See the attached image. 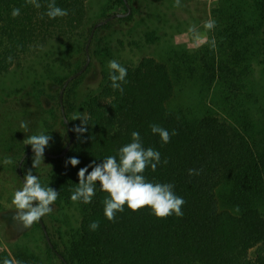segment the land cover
<instances>
[{
  "label": "trees",
  "instance_id": "trees-1",
  "mask_svg": "<svg viewBox=\"0 0 264 264\" xmlns=\"http://www.w3.org/2000/svg\"><path fill=\"white\" fill-rule=\"evenodd\" d=\"M128 1L132 4L133 0ZM39 2L38 9L26 0H0V75L48 41L62 37L68 42L61 53L67 56L62 61L69 64V73L85 62L91 29H84L86 0H55L56 6L68 11L55 19L43 15L48 0ZM14 8L20 9L16 17L11 15ZM209 13L214 27L199 45L171 43L164 59L144 55L135 63L118 62L127 69L122 92L112 89L109 69L103 70L95 88L85 89V95L81 91L80 105L89 119L87 131L79 135L72 129L80 120H71V112L84 73L67 84L62 106L72 143L61 157L43 153L37 168H32L33 151L29 152L20 170L24 176L31 169L42 186L59 193L54 205L76 206L77 227L62 248L48 230L53 247L43 232L45 248L41 252H32L18 242H14L12 254L0 248V264H43V255L64 264L57 253L68 264H264V0H215ZM132 18L133 11L98 27L110 26L114 19ZM145 34L147 40L158 38L155 30ZM94 40L95 35L89 51L97 53ZM75 48L83 60L73 66L70 55ZM56 60H48L41 75L43 80L51 77L60 89L69 73L57 74ZM34 79L32 87L43 91L41 78ZM186 85L195 93L186 103L178 102L177 92ZM58 94L59 90L50 96L52 106L39 116L36 135H52L57 118L68 140ZM35 97L39 99L38 94ZM153 124L176 134L163 143L151 132ZM133 131L139 132L143 147L160 153L156 170L148 167L143 175L148 182L173 185L174 193L185 200L183 216L158 218L147 206L132 211L125 205L115 221H109L103 212L108 194L100 190L99 182L90 203L70 199L78 170L116 155L131 142ZM22 154L10 166L17 175ZM70 157L80 163L67 164ZM6 158L0 156L3 170L8 167ZM189 169L198 174L189 175ZM93 221H99L95 231L89 228ZM37 226L41 227L39 220Z\"/></svg>",
  "mask_w": 264,
  "mask_h": 264
},
{
  "label": "rangeland",
  "instance_id": "rangeland-1",
  "mask_svg": "<svg viewBox=\"0 0 264 264\" xmlns=\"http://www.w3.org/2000/svg\"><path fill=\"white\" fill-rule=\"evenodd\" d=\"M86 2L84 21L86 31L95 21L108 14L125 10L124 4L119 0H86ZM214 2L215 0H180V6L177 7L175 0H133L132 4L128 1L133 11L131 20L114 19L110 26L97 27L94 30L93 49L97 53H92L91 49L89 51L91 38L88 46L89 61L82 72L84 74L79 84L82 88H79L80 94L78 93L73 99L76 107L71 113L84 114L80 98L86 94L85 89L96 87L102 71L108 68L109 60L135 63L144 55L164 59L165 49L171 43H182L189 47L199 45L208 34L209 10ZM150 30H155L158 38L147 40L145 33ZM67 43L64 37L50 40L38 51L29 54L19 64L13 65L0 75V156L6 155L13 161L5 170L0 167V248L6 249L10 254L14 242H18L19 246L26 245L35 253L45 248L43 230L37 226V222L30 227H24L13 219L16 212L12 204L13 194L22 185L18 177L19 173L17 175L10 166L15 164V160L25 149H32L30 145L25 144V140L37 134L38 128L35 127L40 124L38 118L41 120L42 116H39L52 106L50 96H54L59 90V87L53 85L51 77L46 76L47 79H42L44 64L48 60L57 58L55 62L57 74L71 71L69 64L67 67L65 61H62V58L66 60L67 56L63 57L61 49ZM70 56L73 66L83 60L82 53L77 48ZM70 74L72 72L68 76ZM36 76L40 77L39 80L43 83L41 92L31 84ZM83 90L85 93L82 95ZM193 93H195L193 87L186 85L177 92L176 99L178 102H185V99ZM35 94L39 95V99H36ZM21 122H25L27 127L21 128ZM52 130L53 133L49 135L51 137L44 152H54L67 140L63 137V127L57 123V118ZM51 207L52 212L41 219L52 240L62 248L69 233L77 227L79 211L74 205L53 204ZM41 259L43 264H59L47 255L41 256Z\"/></svg>",
  "mask_w": 264,
  "mask_h": 264
},
{
  "label": "clouds",
  "instance_id": "clouds-1",
  "mask_svg": "<svg viewBox=\"0 0 264 264\" xmlns=\"http://www.w3.org/2000/svg\"><path fill=\"white\" fill-rule=\"evenodd\" d=\"M35 8L42 5L39 0H26ZM175 6H180V0H175ZM20 14L19 8H14L11 15L16 17ZM68 14L67 9L56 6L55 0H48L46 15L50 19L63 17ZM209 29L214 27V22L207 24ZM109 80L113 90L123 91L122 84L126 82L127 69L116 60L108 61ZM80 120V125L73 127V131L78 135L87 131L89 117L79 112L74 113L71 120ZM21 128H26L27 124L21 122ZM151 132L158 134L163 143L170 141L171 135H175V130L169 133L168 130L159 125H150ZM50 136L47 133L31 135L25 140L26 145H30L33 151L32 168H37L43 161V153L48 145ZM5 164H12L9 158L4 160ZM67 164L76 166L80 163L76 157H70ZM161 163L160 153L153 148L143 147L139 132L131 133V142L121 146L114 156H107L101 163L82 167L78 170V183L72 191L70 199L73 202L90 203L96 194L97 182L101 191L108 195L103 200L104 216L109 221H115L116 213L124 211L126 205L128 209L137 211L143 207H149L152 214L158 218H166L170 215L183 216L182 207L185 200L177 196L173 191L172 184H161L148 182L143 175L146 168L151 167L156 170ZM163 163H167L165 159ZM87 173V175H86ZM189 175L198 174L197 170L189 169ZM59 193L53 188L44 187L39 181V177L29 169L25 172L22 187L13 194L12 204L16 212L13 219L17 220L24 227H30L52 212L51 205L55 203ZM99 221L90 223L92 231L97 230Z\"/></svg>",
  "mask_w": 264,
  "mask_h": 264
},
{
  "label": "water",
  "instance_id": "water-1",
  "mask_svg": "<svg viewBox=\"0 0 264 264\" xmlns=\"http://www.w3.org/2000/svg\"><path fill=\"white\" fill-rule=\"evenodd\" d=\"M123 2H124V6H125V10H124V11H122V12H113V13H110V14H108L107 16H105L104 18L99 19V20H97V21H95V22L93 23V25H92V27H91V29H90V33H89V36H88V38H87L86 44H85V54H86V60H85V62L83 63V65H82L77 71H75L74 73L70 74V75L64 80V82L62 83V85H61V87H60V89H59L58 99H59V102H60V108H61V111H62V119H63V122L66 124L67 131H68V134H69V138H68V140L66 141V143L64 144V146L62 147V149H61L59 152H44V154L47 155V156H49V157H61V156H63V155L67 152V150H68L70 144H71L72 141H73V134H72L71 131H70V125H69L68 119H67V117H66V115H65V113H64L63 106H62V96H63V91H64L65 87L67 86V84H68V83H69V82H70L75 76H77V75H79L80 73H82V72L84 71V69L86 68V66H87V64H88V61H89L88 46H89V43H90V40H91V38H92V35H93L94 30H95L98 26L104 24L105 22L111 20L112 18H115V17H124V16H126V15H128V14L131 13V7H130L128 1H127V0H123ZM31 151H32V149H30V150L24 152V153L22 154L21 159H20L19 164H18V173H19V177H20V179H21V182H23V177H24V176H23L22 173H21L20 165H21V163H22L24 157H25L29 152H31ZM39 221H40V223H41V227H42V229H43V232H44V234H45V237H46V240L48 241L49 246H50V247H53V245H52V243H51V241H50V238H49V236H48V234H47V231H46V228H45V225H44L42 219H40ZM57 254H58V256L60 257V259H62V260L64 261V264H68V263L65 261L64 257L62 256V254H60V253H57Z\"/></svg>",
  "mask_w": 264,
  "mask_h": 264
}]
</instances>
